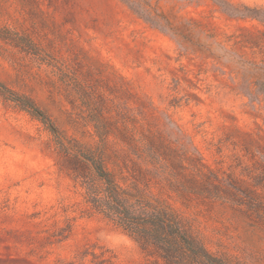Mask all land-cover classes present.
<instances>
[{
    "label": "rangeland",
    "instance_id": "rangeland-1",
    "mask_svg": "<svg viewBox=\"0 0 264 264\" xmlns=\"http://www.w3.org/2000/svg\"><path fill=\"white\" fill-rule=\"evenodd\" d=\"M0 34L1 81L60 131L0 92V264L153 261L94 208L91 155L211 252L264 264V187L259 219L203 191L264 184V0H0Z\"/></svg>",
    "mask_w": 264,
    "mask_h": 264
},
{
    "label": "trees",
    "instance_id": "trees-1",
    "mask_svg": "<svg viewBox=\"0 0 264 264\" xmlns=\"http://www.w3.org/2000/svg\"><path fill=\"white\" fill-rule=\"evenodd\" d=\"M260 12L258 8L243 10L244 14L257 18L260 17ZM2 37L0 34V38ZM0 92L40 118L55 134L60 135L50 116L31 97L15 92L1 79ZM85 158L101 182L99 188L87 186L94 208L115 220L133 236L145 255L149 259L153 258L149 264H231L223 256L211 252L170 206L160 200L132 201L129 195L133 194L124 189L113 172L107 169L102 156L97 158L91 155ZM250 177L257 180L252 175ZM217 181L214 184L209 178L204 180L207 183L203 185V191L213 199H227L245 206V210L251 211V215L256 214L257 219L261 218L258 216L262 207L261 202H258L261 196L258 187H264V184L257 180L255 185L247 183L245 187H238L232 181L225 183L220 178ZM210 186H214V189L210 190Z\"/></svg>",
    "mask_w": 264,
    "mask_h": 264
}]
</instances>
